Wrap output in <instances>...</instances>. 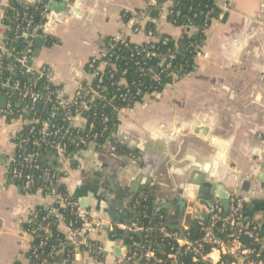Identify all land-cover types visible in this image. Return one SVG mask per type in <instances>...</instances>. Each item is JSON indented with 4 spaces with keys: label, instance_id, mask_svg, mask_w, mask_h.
<instances>
[{
    "label": "crops",
    "instance_id": "obj_1",
    "mask_svg": "<svg viewBox=\"0 0 264 264\" xmlns=\"http://www.w3.org/2000/svg\"><path fill=\"white\" fill-rule=\"evenodd\" d=\"M56 1H65L70 10H50L44 17L42 40L50 36L57 42L41 45L31 58L32 67L50 68L53 83L73 92L86 78V62L122 28L121 14L143 8L145 0ZM9 5L10 0H0V46L6 43L4 9ZM167 7L160 13L157 31L178 37L180 28L165 19ZM226 13L225 20L214 19L206 29L194 70L166 85L158 100L120 110L119 127L107 143L75 154V166L66 173L53 152L42 155L49 177L65 186L81 212V201L92 196L86 220L105 224L111 217L119 218L116 207L131 208L134 195L141 191L150 193L157 210L210 163L211 173H205L204 179L222 182L229 193L246 197V217L264 222V0H230ZM34 38L32 52L37 47ZM130 40L144 38L133 35ZM20 128L18 120H0V264H31L32 236L22 224L35 207L50 203L41 189L23 191L6 177L16 155L11 134ZM194 128L199 133L206 128L207 133H194ZM212 138L222 145L220 149L210 143ZM220 150L223 160L213 167ZM146 168L152 183L141 178L140 189L133 193L132 183ZM166 211L172 215L173 211ZM117 225L91 234L102 248L100 254L89 258L80 252L70 264H122L124 255L137 245L134 239L129 238L128 244L113 233ZM175 226L185 225L176 221ZM58 227L63 232L65 224ZM64 261L60 256L55 264Z\"/></svg>",
    "mask_w": 264,
    "mask_h": 264
},
{
    "label": "built area",
    "instance_id": "obj_2",
    "mask_svg": "<svg viewBox=\"0 0 264 264\" xmlns=\"http://www.w3.org/2000/svg\"><path fill=\"white\" fill-rule=\"evenodd\" d=\"M50 1L52 0H36L34 8L41 9V13L46 17L49 12L47 6ZM229 1L216 0L215 4L218 11L215 16L205 19L204 33L214 19H221L228 11ZM13 2L18 4L21 10L16 12L13 19L12 29L15 36L7 41L5 46H0V97L5 98L4 106L0 107V120L3 122L18 120L21 123V128L17 133L11 134L16 155L11 167L7 170L6 177L20 185L22 190L26 192L33 191L40 179L47 184L46 188L39 186L36 189V191L41 189L45 196L50 199V203L46 206H50V208H48L47 214L41 217V221H44L49 215H53L62 222L58 209L52 206L54 203L61 206L68 205L76 217L82 220L80 226H74L72 221L70 223L63 222L65 227L62 233L65 241L71 245L73 255L71 260L67 258L63 264L67 261L71 263L74 256L80 252L91 258L96 253L102 252L99 243L91 239V234L97 232L101 224L86 220L69 193L65 198L61 197L58 192L60 184L54 177H49L42 164V155L53 152L61 170L66 173L75 154L84 151L90 145H104L114 135L119 124L107 135L104 142H100L99 139L108 132L109 118L101 113V122L96 126L94 119L86 112L92 110L96 103L105 99L102 94L105 88L102 87V84L106 77L111 79L114 76L112 73V71H116L114 61L120 57L116 49L120 46L131 45L132 48L128 57L138 66V69L148 66L150 61L157 59L154 78H157V73L164 72L174 76L170 70L175 54L168 47V44L173 42L176 48L177 40L184 34H191L197 30V27L189 18L185 23L179 22L181 12L172 8L173 0H145L143 8L121 14L122 28L117 33L107 37L99 54L86 62L83 73L86 78L73 92H69L64 87L53 83L54 72L50 68L35 69L32 65L28 66L33 49L30 40L36 37V29L33 27L34 22L32 14L29 12L30 7L21 3V0H13ZM166 4L168 7L165 19L170 24L180 28L181 33L178 37L160 34L157 31V25L161 18L160 13ZM153 10H156V15H153ZM37 35L42 37V34ZM133 35H141L144 40L132 42L130 37ZM12 45L22 46L23 51L14 54ZM159 46L166 47L164 53L158 52ZM5 56L12 60L10 68H17L22 74L31 75L29 83H22L20 79L3 77L2 60ZM107 70L109 71L107 72ZM126 73L127 69L121 70V76L116 84L122 90L118 95L113 94L109 101L118 98L122 102H127L130 99L139 98L140 101L134 103L136 104L160 98L161 92L155 90L146 92L135 81L131 83L135 87L131 93L124 77ZM41 80L44 81L43 89L39 87ZM12 95H16L23 106L14 110L12 114L14 118L7 121L8 115L12 113ZM44 105H49L51 109V114L44 121L36 117L35 112L32 116H28V112L32 110L38 112L45 108H43ZM124 108L117 110V119L120 110ZM56 116H60L59 122H55ZM68 143L74 145V149H76L71 155L67 150ZM46 175L48 177L45 180ZM147 198V193L138 192L131 201V208L136 210ZM247 201L246 197L235 192L230 193L227 207H223L217 200L214 201L211 210L205 212L206 216L196 220L202 232L201 237L197 240H189L178 231H167L164 228H161L160 231L165 237L171 238L183 247L184 253H190L193 263L264 264V222L257 223L246 217L245 206ZM37 220H39L38 216L33 209L25 218L24 223L32 224ZM117 226L123 231L141 233L147 231V228L138 225L135 221L125 222ZM182 229H187V226L182 227ZM26 231L33 238L38 228L31 227ZM45 244L46 239H41L34 247L33 252L37 253L39 250L43 252ZM81 246H83L82 249ZM57 248L52 246L47 255L53 257L64 251L63 246L60 249ZM173 249L172 247L171 250ZM168 257L171 259V264H178L175 252L170 253ZM152 258H154L153 250H146L142 253L137 250H129L121 261L122 264H151L149 260ZM43 263L46 264V261ZM157 264L166 263L162 259H157Z\"/></svg>",
    "mask_w": 264,
    "mask_h": 264
},
{
    "label": "trees",
    "instance_id": "obj_3",
    "mask_svg": "<svg viewBox=\"0 0 264 264\" xmlns=\"http://www.w3.org/2000/svg\"><path fill=\"white\" fill-rule=\"evenodd\" d=\"M215 2L216 0H173L172 8L176 10L178 9L181 12L179 22L185 23L189 18L190 21L197 27V30L191 34H184L180 39H178L176 48L173 42L168 44V47H170L175 54V58L172 60V69L170 70L171 74L174 76L167 75V73L164 72L157 73V78H154L153 76L156 73L155 61L157 59L150 61L148 66L138 69V66L135 65L128 57V53L132 48L131 45L120 46V48L116 49L120 54V57L114 61L116 71H112L114 74L113 78L110 79L106 77L102 84V87L105 88L102 92L105 99L101 100L99 103H96L92 110L86 112L91 118L94 119L96 126H98L101 122V113L107 115L109 118L108 132L99 139L100 142H104V140L107 139V135H109V133H111L119 124L117 119V110L124 107H132L135 102L140 101L139 98L130 99L127 102H122L118 98L109 101L113 94L118 95L122 90L121 87H118L116 84L121 76V70L127 69V73L124 77L127 84L129 85L131 93L135 90V87L131 85V83L134 81L139 83L140 87L146 92L152 90L162 92L166 85L172 84L188 75L194 70L196 66V55L205 41V33L203 31L205 19L215 16L216 12L218 11ZM18 10H21V7L14 3L13 0H10V5L4 9V22L5 25L8 26V31L6 33L4 42L9 41L15 36L12 29V24L14 16ZM29 12L33 17V27L36 29L35 34H41L42 31L38 30V27L44 22V15L41 13V9L30 7ZM152 13L153 15H156V10H153ZM149 26L151 27V25H148V27ZM56 42L57 40L55 38L50 36L46 37V44L48 46H51ZM106 42L108 43V41ZM11 47L14 54H18L23 51L22 46L16 47L15 45H12ZM165 50L166 47L163 46H159L158 48L159 53H164ZM2 61L3 77L20 79L22 83H29L31 76L30 74H22L17 68H10L12 60L6 56ZM108 71L109 70H107V72ZM43 83V80L39 82L40 89H43ZM12 99V113L8 115L7 121H10L14 118V115H12L14 110L23 106V104L18 101V97L16 95H12ZM43 108L44 109H41L38 112L35 110L28 112V116H32V114L35 112L36 117L40 118L41 121H44L51 114V109L49 105H44ZM59 117L60 116L55 117V122H59ZM67 150L70 155L76 151V149H74V145L71 143H68ZM73 162V160L70 161V166L72 167L75 166ZM39 186L46 188L47 184L42 179H40L33 188V192H35ZM58 192L62 198H65V196L68 195L64 185H60L58 187ZM144 192L148 194L147 200L143 201L139 208L132 210L135 213L133 221H135L138 225L147 228V231L143 233L140 245L137 247H132L130 250H137L139 253H142L146 250H153L154 258L149 260V263L151 264H157V259H162L166 264H171V259L168 257V255L172 252L176 253L178 264H202L193 263L192 255L190 253H184L183 247L179 246V244L175 243V241H173L171 238L165 237L160 231L161 228H164L167 231H178L182 236L194 241L199 239L202 235L200 226L196 223V220L192 221L189 225H186L187 229L177 228L175 226L176 222H169L170 220L168 212L163 209L159 211L155 210L152 196L148 191ZM72 200L75 202L74 198H72ZM52 206L58 209L62 218V222L70 223V221H72L74 226H80L82 224V220L76 217V214L71 211L68 205L61 206L57 203H54ZM48 208H50V206L35 207L34 213L37 214L39 220L33 222L32 224H22L25 230H28L31 227L38 228L37 233L32 238V244L29 251V260L31 264H44V261H46V264H55L60 256H62L63 260L67 258H69L68 260H71L73 257L72 247L68 244V242L65 241L64 235L58 227L60 222L59 219L55 218L53 215H49L44 221H41V217L47 214ZM41 239H46L43 252L39 250L37 253H34V247ZM52 246L58 247L57 249H60V247L63 246L64 251L58 255L49 257L47 253ZM172 247L174 248L173 250H171ZM82 248L83 246H81V249ZM64 264H70V261H67Z\"/></svg>",
    "mask_w": 264,
    "mask_h": 264
},
{
    "label": "water",
    "instance_id": "obj_4",
    "mask_svg": "<svg viewBox=\"0 0 264 264\" xmlns=\"http://www.w3.org/2000/svg\"><path fill=\"white\" fill-rule=\"evenodd\" d=\"M21 3L27 5L29 7H34L36 4V0H21ZM48 11H67L69 12V8L66 6L65 1H56L52 0L47 6ZM74 12V11H73ZM227 17V13H225L222 17V20H225ZM43 23L38 27V30L42 31ZM34 45L37 47L33 50L32 56L36 57L40 51L41 45H46V42L42 40L40 36H37L33 39ZM19 46V45H17ZM32 65V60H29L28 66ZM5 103V98L0 97V107H3ZM198 128H194L193 132L201 134L205 136L207 133V129H200V133L198 132ZM210 143L215 145V147L222 145L216 139H210ZM213 161V167L216 166L217 162L223 160V154L220 150L215 153ZM212 164L205 163L203 167L196 173H193L192 176L182 185L178 192L173 191V196L169 198L165 202L164 205L159 207L157 211L161 209L171 210L172 215H169V222L174 223L176 221H182L183 225H189L192 221L198 220L200 218H204L206 216L207 211H210L212 208V204L214 201H218L223 207H227L230 193L228 189L222 182H212L209 183L207 179H204L205 173H211ZM149 168L143 169L140 175L136 178V182H133L131 185V190L133 193L137 192L140 187H137L141 178L146 177L145 182L147 184L152 183V177L145 174ZM48 176H45V179ZM92 196H88V198L81 201L80 207L83 210V214L86 217V210L89 208V199ZM121 206V205H120ZM116 212L120 214L119 218H110V221L107 223L100 222L99 228L104 231H110L111 226H116L117 224H123L124 222L133 221L135 213L131 208L124 207H116ZM113 233H118L121 239H123L126 243L130 244L128 241L129 238L134 239L135 245L139 246L141 243V239L143 233L141 232H129L123 231L117 227H114Z\"/></svg>",
    "mask_w": 264,
    "mask_h": 264
}]
</instances>
